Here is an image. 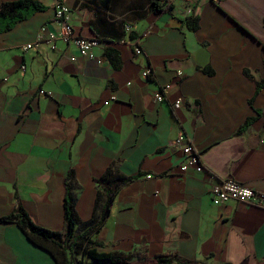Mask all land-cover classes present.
<instances>
[{
    "label": "crops",
    "instance_id": "0c3cea01",
    "mask_svg": "<svg viewBox=\"0 0 264 264\" xmlns=\"http://www.w3.org/2000/svg\"><path fill=\"white\" fill-rule=\"evenodd\" d=\"M152 1H63L75 36L100 41V63L73 42L22 50L41 27L58 30L57 0H41L46 11L0 34V217L20 204L37 225L62 232L68 186L85 223L112 168L121 187L93 236L108 252L138 264L159 255L172 264H264V209L211 197L226 179L264 194V89L256 94L264 0H177L167 11H153ZM191 15L196 32L185 25ZM248 118L256 121L237 134ZM181 134L202 172H180L185 157L173 142ZM0 264L56 262L16 224H0Z\"/></svg>",
    "mask_w": 264,
    "mask_h": 264
},
{
    "label": "trees",
    "instance_id": "16d2710c",
    "mask_svg": "<svg viewBox=\"0 0 264 264\" xmlns=\"http://www.w3.org/2000/svg\"><path fill=\"white\" fill-rule=\"evenodd\" d=\"M62 3L64 0H60ZM164 0H153L151 8L153 11H167L163 4ZM47 10V6L41 0H6L0 4V34L11 31L17 24L31 19L35 14ZM187 29L196 32L199 29L198 18L191 15L185 20ZM100 42V41H99ZM108 60L114 59V52H107ZM119 68V66H115ZM205 74L213 75L211 68L202 69ZM246 77L253 80L249 70H244ZM264 89V79L256 82V94ZM252 104V100L250 101ZM257 116H264L257 111ZM256 118H248L244 125L237 131L242 133L248 126L253 124ZM72 176L69 172L68 178ZM68 180V179H67ZM105 190V196H97L93 215L89 221L81 223L76 212L74 197L67 186L64 198V229L62 232L53 231L37 225L29 213L17 204L15 209L2 217L0 224H16L25 234L29 242L34 246L46 251L55 260L56 264H138L128 262L126 258L117 253L108 252L109 245L93 239L104 228L107 218L111 214V205L119 190V182L112 168H109L101 181ZM123 183L122 185H124ZM82 224L83 231L77 233V226ZM173 259L159 255L152 261L141 264H172ZM187 262H183L186 264ZM189 264V263H187Z\"/></svg>",
    "mask_w": 264,
    "mask_h": 264
},
{
    "label": "built area",
    "instance_id": "2783aa9c",
    "mask_svg": "<svg viewBox=\"0 0 264 264\" xmlns=\"http://www.w3.org/2000/svg\"><path fill=\"white\" fill-rule=\"evenodd\" d=\"M177 0H164L165 6H171ZM69 8L62 3L60 0H57L55 7V17L59 28L57 31H49L46 27H41L37 39L34 43L26 44L22 47L23 51H29L31 49L37 48L42 43H47L52 50L56 49V42L60 41L63 43L73 42L78 51V55L87 59H96L98 63L101 61L96 58L95 48L98 47L100 42L97 39H86L82 37L75 36L72 26L69 24ZM130 29V27H127ZM132 44L135 46V54L141 55L142 50L139 46L138 41H132ZM71 61H75V57L70 58ZM24 71L25 67H21ZM150 69L143 71L142 76L147 78L150 77ZM177 76L182 77V73L178 72ZM167 87H163L162 90L155 95V100L157 102H163L166 99ZM41 95H46L48 97H53L52 92H45L40 90ZM115 98L111 97L109 101L105 102V105H108L110 101H114ZM181 106L180 101L173 103V109L177 110ZM173 146L181 150L182 154L185 157V161L180 166V172L184 173L189 169H193L196 172H202L204 170L199 154L194 151L192 144L189 142L188 138L181 134L173 142ZM150 178V176H148ZM212 202L216 206L223 205L231 200L244 203L246 205L255 206L260 209H264V194L256 192L253 189H250L233 179H226L215 185L211 191Z\"/></svg>",
    "mask_w": 264,
    "mask_h": 264
}]
</instances>
